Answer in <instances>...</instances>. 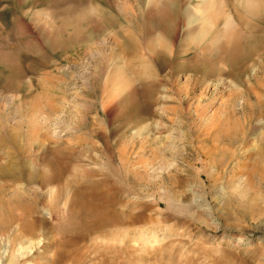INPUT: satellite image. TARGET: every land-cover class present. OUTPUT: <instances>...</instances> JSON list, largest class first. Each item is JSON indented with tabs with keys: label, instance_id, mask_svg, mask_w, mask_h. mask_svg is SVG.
<instances>
[{
	"label": "rangeland",
	"instance_id": "obj_1",
	"mask_svg": "<svg viewBox=\"0 0 264 264\" xmlns=\"http://www.w3.org/2000/svg\"><path fill=\"white\" fill-rule=\"evenodd\" d=\"M1 186L0 264H264V0H0Z\"/></svg>",
	"mask_w": 264,
	"mask_h": 264
},
{
	"label": "bare ground",
	"instance_id": "obj_2",
	"mask_svg": "<svg viewBox=\"0 0 264 264\" xmlns=\"http://www.w3.org/2000/svg\"><path fill=\"white\" fill-rule=\"evenodd\" d=\"M164 10H165V9H164ZM173 13H174V12H173ZM166 14H167V13H166ZM159 17H160V16H159ZM161 18H162V17H161ZM85 20H86V19H85ZM81 24H82V23H81ZM236 48H238V47H236ZM225 49H226V48H225ZM226 50H228V49H226ZM230 51H231V53H232V50H230ZM234 52H235V51H234ZM234 52H233V53H234ZM228 53H229V50H228V52H227L226 54L228 55ZM233 53H232V54H233ZM229 56H230V59H231V58H232L231 55H229ZM229 56H228V57H229ZM232 56H233V55H232ZM225 58H226V57H225ZM230 61H231V60H230ZM15 75H16V74H14L13 76L16 77ZM21 75H22V72L19 71V73H18L17 76L19 77V76H21ZM16 78H17V77H16ZM21 79H22V78H21ZM122 81H123V80H122ZM122 86H123V84H122L120 87H122ZM18 167H19V166H18ZM14 169H16V168H15V167H9V168L4 169V167L1 166V177H7V176H8V177H10V178H12V177L14 178V175H13V174H14ZM18 169H19V168H18ZM31 175H32V174H31V172H30V176H31ZM15 177H16V176H15ZM2 188H3V187L1 186L0 191L2 190Z\"/></svg>",
	"mask_w": 264,
	"mask_h": 264
}]
</instances>
